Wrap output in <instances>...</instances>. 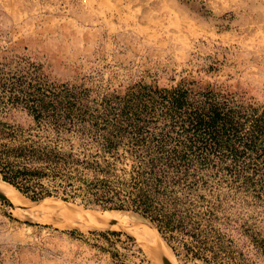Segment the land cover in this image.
Returning a JSON list of instances; mask_svg holds the SVG:
<instances>
[{"label": "rangeland", "instance_id": "374dc122", "mask_svg": "<svg viewBox=\"0 0 264 264\" xmlns=\"http://www.w3.org/2000/svg\"><path fill=\"white\" fill-rule=\"evenodd\" d=\"M0 66L6 81L19 75L24 86L33 79L76 86L78 99L67 110L86 117L137 84L182 81L222 87L262 109L264 0H0ZM2 119L30 123L20 110ZM81 126L62 133L74 151L92 153L94 144H80L79 135L104 130ZM261 168L246 183L224 170L208 173L213 183L221 180L222 195L240 203L229 209L240 219L234 227L264 238ZM13 188L18 200L3 191L0 197V264H206L178 245L172 250L131 209L102 208L80 190L67 200H33ZM241 234L232 232L237 245L250 248Z\"/></svg>", "mask_w": 264, "mask_h": 264}, {"label": "trees", "instance_id": "16d2710c", "mask_svg": "<svg viewBox=\"0 0 264 264\" xmlns=\"http://www.w3.org/2000/svg\"><path fill=\"white\" fill-rule=\"evenodd\" d=\"M7 79L0 66L1 180L33 200H67L80 190L102 208L131 209L172 250L178 245L206 264H264V238L234 227L240 219L229 209L238 201L222 195L221 180L208 173L224 170L246 183L264 167V108L219 86L182 81L137 84L86 117L67 110L78 99L74 85ZM12 110L23 111L29 125L2 119ZM86 123L104 131L79 135L95 150L76 152L62 132ZM233 231L247 234L251 250L237 245Z\"/></svg>", "mask_w": 264, "mask_h": 264}, {"label": "bare ground", "instance_id": "6f19581e", "mask_svg": "<svg viewBox=\"0 0 264 264\" xmlns=\"http://www.w3.org/2000/svg\"><path fill=\"white\" fill-rule=\"evenodd\" d=\"M0 191L5 192L7 195H9V197H14V199L18 200V194L16 193L15 189L13 187H11L9 184L0 181ZM13 194L15 196H13ZM13 199V198H12ZM51 213V212H49ZM88 222V221H87ZM90 223V222H88Z\"/></svg>", "mask_w": 264, "mask_h": 264}, {"label": "water", "instance_id": "95a60500", "mask_svg": "<svg viewBox=\"0 0 264 264\" xmlns=\"http://www.w3.org/2000/svg\"><path fill=\"white\" fill-rule=\"evenodd\" d=\"M1 196H3V194L1 193V191H0V197ZM48 197H56V196H48ZM48 197H45V198H48ZM43 200V199H42ZM166 264H168V263H166Z\"/></svg>", "mask_w": 264, "mask_h": 264}]
</instances>
